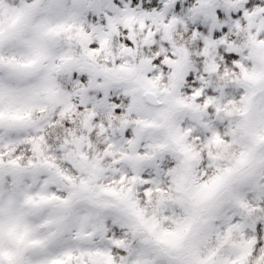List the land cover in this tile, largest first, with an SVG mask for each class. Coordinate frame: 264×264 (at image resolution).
Wrapping results in <instances>:
<instances>
[{
  "label": "snow or ice",
  "instance_id": "1",
  "mask_svg": "<svg viewBox=\"0 0 264 264\" xmlns=\"http://www.w3.org/2000/svg\"><path fill=\"white\" fill-rule=\"evenodd\" d=\"M0 264H264V0H0Z\"/></svg>",
  "mask_w": 264,
  "mask_h": 264
}]
</instances>
